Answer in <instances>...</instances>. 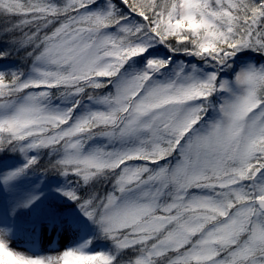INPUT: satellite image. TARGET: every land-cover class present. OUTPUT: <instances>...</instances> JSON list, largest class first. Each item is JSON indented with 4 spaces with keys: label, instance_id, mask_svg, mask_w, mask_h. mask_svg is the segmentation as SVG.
<instances>
[{
    "label": "snow or ice",
    "instance_id": "6c2138e0",
    "mask_svg": "<svg viewBox=\"0 0 264 264\" xmlns=\"http://www.w3.org/2000/svg\"><path fill=\"white\" fill-rule=\"evenodd\" d=\"M0 16V189L63 177L50 190L80 232L15 250L8 216L34 186L0 217V264H264V61L236 63L264 56V0H0Z\"/></svg>",
    "mask_w": 264,
    "mask_h": 264
},
{
    "label": "rangeland",
    "instance_id": "374dc122",
    "mask_svg": "<svg viewBox=\"0 0 264 264\" xmlns=\"http://www.w3.org/2000/svg\"><path fill=\"white\" fill-rule=\"evenodd\" d=\"M1 17L2 16H0V18ZM3 20L4 26L6 19L3 17ZM240 56L244 57L239 58ZM177 59H184L186 61L194 60L192 57H183L181 55H178ZM262 59H264V56L258 53H244L238 54L236 63L238 65L248 60L258 63L262 62ZM16 63H18V61H16ZM235 66L236 65H234V67ZM224 75L228 78L231 77V73H225ZM42 159H46V157H42ZM20 163H23V157H21L19 153L7 155V165L16 166ZM39 173V171L35 173L30 172L12 191L0 189V217L7 214L9 204L14 198L22 196L24 192L36 186L37 190L43 193L41 199L35 202L34 206L18 209L14 217L8 216L9 222L14 225V233L10 243L17 251L31 250L39 254L55 255L56 251L54 250L62 251L66 247L73 246L78 241L80 232L77 231L74 222L69 219L70 215H74L78 210L76 207H69L62 211H57L61 214L63 219L60 222H54L51 215L53 207L50 204L55 198H53L50 189L54 187L56 183L55 180L48 177V175L41 181L38 176ZM57 197L59 198V194H56V199ZM25 222H32L34 225L31 227L22 226ZM94 248L99 249V246L95 245Z\"/></svg>",
    "mask_w": 264,
    "mask_h": 264
},
{
    "label": "trees",
    "instance_id": "16d2710c",
    "mask_svg": "<svg viewBox=\"0 0 264 264\" xmlns=\"http://www.w3.org/2000/svg\"><path fill=\"white\" fill-rule=\"evenodd\" d=\"M3 22H4V20H3V17H1L0 18V27H3ZM5 25V24H4ZM157 49H158V51H160V52H162V53H166L167 52V50L166 49H164L163 48V46H161V45H158L157 46ZM246 53H251V51H248V52H246ZM16 63V60H14V59H10V60H8V61H6L5 62V65L6 66H8V65H12V64H15ZM6 155H12V153H7ZM38 176H39V178L41 179V181H43L44 179H45V175L44 174H42L41 172L38 174ZM48 177H50V178H53L54 180H55V183L56 184H58V183H62L63 182V177H59V176H57V175H53V174H51V173H49L48 174ZM50 205H52V210L53 209H55L56 211H62L63 209H65V208H69V207H75V204L72 202V201H68V200H66V199H64V198H58L57 197V199L55 198L54 200H53V202H51V204ZM52 213V212H51ZM106 244H107V242L106 241H103V240H96L95 242H94V246L95 245H98L99 246V249L98 248H96L95 250H102V249H104L105 247H106Z\"/></svg>",
    "mask_w": 264,
    "mask_h": 264
},
{
    "label": "water",
    "instance_id": "95a60500",
    "mask_svg": "<svg viewBox=\"0 0 264 264\" xmlns=\"http://www.w3.org/2000/svg\"><path fill=\"white\" fill-rule=\"evenodd\" d=\"M244 56H240L239 58H243Z\"/></svg>",
    "mask_w": 264,
    "mask_h": 264
}]
</instances>
